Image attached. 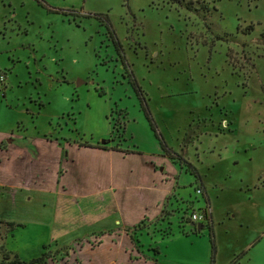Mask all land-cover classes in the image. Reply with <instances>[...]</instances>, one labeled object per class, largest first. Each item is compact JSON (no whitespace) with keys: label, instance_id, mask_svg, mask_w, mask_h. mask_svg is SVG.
Listing matches in <instances>:
<instances>
[{"label":"rangeland","instance_id":"obj_1","mask_svg":"<svg viewBox=\"0 0 264 264\" xmlns=\"http://www.w3.org/2000/svg\"><path fill=\"white\" fill-rule=\"evenodd\" d=\"M0 220L46 264H264V0H0Z\"/></svg>","mask_w":264,"mask_h":264},{"label":"trees","instance_id":"obj_2","mask_svg":"<svg viewBox=\"0 0 264 264\" xmlns=\"http://www.w3.org/2000/svg\"><path fill=\"white\" fill-rule=\"evenodd\" d=\"M153 125H154V123L152 124V126ZM156 136L157 137L159 136V139L161 141V150L163 151V154L168 156L169 158H171V160H173L175 162L176 161L175 155H177L176 152H173L172 148L167 146L166 142L163 140V137L160 134L156 133ZM181 161H183V162H181ZM177 163H179L180 166L185 163L187 171L194 174L195 177L197 178V180L201 179L200 174L198 173L197 169H195L193 166H191L189 163H187L185 161V159L181 158L179 160V162H177ZM7 224H8V230L12 231L15 227V224L13 222H7ZM211 243H212V255H211V263L210 264H213L215 261V246H214V239L213 238L211 239ZM153 251L156 255L159 254L158 247H156V246L153 247ZM48 259H49V253L42 252L41 254H39L36 257L31 258L30 260H24L17 254L11 255V253L5 249L4 245L0 244V264H46Z\"/></svg>","mask_w":264,"mask_h":264},{"label":"built area","instance_id":"obj_3","mask_svg":"<svg viewBox=\"0 0 264 264\" xmlns=\"http://www.w3.org/2000/svg\"><path fill=\"white\" fill-rule=\"evenodd\" d=\"M197 192H201L200 188H197ZM206 217H208V213L204 212V211H191V213L189 214V218L193 223H201L203 221L206 222L207 219H205Z\"/></svg>","mask_w":264,"mask_h":264},{"label":"crops","instance_id":"obj_4","mask_svg":"<svg viewBox=\"0 0 264 264\" xmlns=\"http://www.w3.org/2000/svg\"><path fill=\"white\" fill-rule=\"evenodd\" d=\"M97 149H100L99 151L103 152V151H109L110 153H116V155H119V156H123V155H129V153H126L124 151H121V150H105V149H101V148H97ZM107 153V152H106ZM63 179V178H62ZM63 187V186H62ZM167 199V197L165 198V200ZM165 202V201H164ZM145 218V217H144ZM102 240V239H101ZM102 243V241H101Z\"/></svg>","mask_w":264,"mask_h":264},{"label":"water","instance_id":"obj_5","mask_svg":"<svg viewBox=\"0 0 264 264\" xmlns=\"http://www.w3.org/2000/svg\"><path fill=\"white\" fill-rule=\"evenodd\" d=\"M194 224H195V223H192V225H194ZM202 227H203V224H202V223H198V224L196 225L197 230H201Z\"/></svg>","mask_w":264,"mask_h":264}]
</instances>
